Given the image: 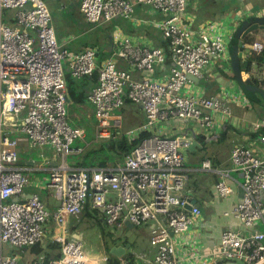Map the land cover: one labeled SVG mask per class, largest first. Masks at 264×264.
Masks as SVG:
<instances>
[{
    "label": "built area",
    "instance_id": "1",
    "mask_svg": "<svg viewBox=\"0 0 264 264\" xmlns=\"http://www.w3.org/2000/svg\"><path fill=\"white\" fill-rule=\"evenodd\" d=\"M187 4L80 0L88 22L126 19L156 28L165 42L136 39L117 26L110 55L98 63L97 46L72 51L58 41L44 0H0V264H18L27 248L47 240L58 244L59 255L47 259L38 254L26 264H108L107 254L86 250L83 240L66 234L64 216L78 217L86 205L118 229L126 220L150 223L152 253L130 251L132 264H264V229L253 228L264 223V157L239 143L225 164L192 157L189 146L197 132H212L230 117V99L222 93L198 96L192 85L189 92L181 91L189 76H201L213 58L230 61L236 22L208 19L194 26ZM144 5L151 7V19L144 16ZM6 9L11 13L4 21ZM239 45L243 57H251L245 72L264 90V59L253 57L264 50V41L240 39ZM95 69L97 82L85 99L94 117L93 140L147 135L119 159L70 160L83 151L79 142L87 144V128L69 122L67 75L81 80ZM127 100L142 105L145 120L122 131L121 109ZM240 100L248 103L244 94ZM175 118L192 122V134L167 133L166 122ZM253 128L264 144V114ZM38 147L51 156L21 159V150ZM33 168L46 176L39 188L56 199L54 209L37 193L19 199L32 184ZM215 172L226 177L213 182L215 196L227 197L240 187L241 198L222 214L247 230L224 227L218 241L207 246L191 238L198 230L194 224L201 218L200 205L187 209L185 204L195 198L188 182ZM4 246L19 252L5 254Z\"/></svg>",
    "mask_w": 264,
    "mask_h": 264
},
{
    "label": "crops",
    "instance_id": "2",
    "mask_svg": "<svg viewBox=\"0 0 264 264\" xmlns=\"http://www.w3.org/2000/svg\"><path fill=\"white\" fill-rule=\"evenodd\" d=\"M228 5L229 4L227 0H188L187 13L193 17L194 26H197L198 24H200L201 22L205 20L218 19L217 15L224 8L228 7ZM245 19H247V17H243L239 21L234 20L232 22H226L224 21V19H218V20L224 22L225 24L236 22L235 27L237 29L242 24L243 20ZM133 26L136 28L137 27L138 28H144V27L154 28L152 26L143 25V24L133 25ZM140 30H137V32H134V33L127 32V31L125 32L129 33L136 39L138 38L141 40H146L148 42L152 41L153 44L155 45H163L162 43H160V40L162 39L160 38L157 39L152 35L141 32ZM243 31H244V28H243ZM245 36L248 37L247 38L248 40H245L246 42L251 43L257 40L264 41V32H261V30L259 29L252 30L246 33L245 35L242 34L240 39H243V37ZM249 39H252V40L249 41ZM234 46H237V57H238L237 62L233 61V56H232V50L234 49ZM242 51L243 49L239 45V41H238V44H235V45H232L230 41L229 43L230 61H226L225 59H220V58L219 59L213 58V61H212L213 64L210 67H207V68L204 67L202 69L201 76H198L202 80L204 79V83L200 87V89L203 92V95L210 96V95L222 93V94H227L228 98L230 99L229 101L230 107H231L230 117L226 120H223L220 123L219 128H217L216 130H213L212 132H208V133H203L202 131L197 132L196 137H197V140L201 143V147L197 148L195 151H192V154H194V153H197L198 150L204 147H207L209 150V153H203L202 154L203 157H200V158H209L215 164H225L227 162L229 155H230L231 148L235 143L251 145V148L256 154L264 157V144L260 143L257 140L258 130L256 131L253 128L254 123L264 114V98L258 92H251L250 90L246 89V86H248V84L245 83L241 72L246 71L247 67L250 66L251 57L245 59L242 55ZM194 79L195 78L190 77V80H194ZM250 80L252 81L253 85L257 86V83L254 82L252 78H250ZM82 85L85 86L86 89L82 88ZM93 85L95 84L91 83L89 78H87L83 84L80 83V86H81L80 89L82 88V92L78 95V98L76 99L75 102L83 110L86 106H88L85 100L87 91ZM192 86L194 87V84ZM242 94H244L247 97L248 103H243L240 100V96H242ZM126 105L127 106L131 105L130 108H127L128 111L126 112H135L137 114L139 113V116H140V117L138 116V118H136L134 122H131L130 120V122L134 124L132 125V127L141 124L145 120V115H144L142 106L140 104L133 103L130 101H126L124 106ZM124 106L122 107V109L124 108ZM88 112H89L88 116L92 117V113H91L92 111H88ZM75 117H76L75 118L76 121L83 120L78 115H76ZM166 123H167V126H166L167 133L169 134H179V133L192 134L193 128L191 125L193 124L189 120L187 121V120L175 118ZM92 126L93 124L92 125L88 124V127L86 126V128L92 129ZM198 136L202 137V139H199ZM29 158L21 157L22 160H28ZM31 170H30L31 179H32V176L35 174H43V173H40L41 171L37 170L36 168H33ZM220 178H226V177L220 172H215L213 174L204 173L200 175L198 179H196L197 181H200L202 183V188L198 190V193L201 195L203 199V203H201V201L198 200V198L194 196L196 198V203L199 204L201 208V218L196 222V224H194V227H197L198 230L194 231L196 232L194 233L196 235V238L193 240H196V243L198 244L207 245V246L214 245L219 239L221 230L227 226L228 227L230 226L238 227V228L240 227V229H242L243 231L247 230V228H244L243 226L239 225V221L236 218L231 217V216H225L222 214L223 210L229 209L234 203H236V201H238L241 198V189L239 186H235L234 192L231 193L227 197H218V196L213 195L211 192V190H213V182ZM196 180H193V181H196ZM33 188H34L33 183L27 185L24 192L19 196V199L22 197L29 196V194L37 193L35 190H33ZM45 192H46L45 198H42L41 196L39 197L47 203L50 209H54L57 205L56 199L53 196H51L47 191ZM263 197H264V193H263ZM212 203H213L214 209L209 210V206L212 205ZM90 208L91 207L89 205H86L78 217L69 216V215L64 216L63 225L66 228V234L69 238H72V239L78 238L84 241L83 229L80 228L79 226H80V223L82 222L83 215L90 214L89 213ZM145 223L148 224V227L150 230V223L148 222H145ZM145 223H142V224H145ZM138 225H141V224L133 225L132 227V232L134 234V237H133V242L131 244L135 243L137 240L138 230L136 229V227ZM114 228L115 227H113V229ZM253 228L263 230L264 223L262 222L256 223L253 225ZM115 230L117 231V232H114L115 236L122 238L124 243H127L128 236H126V232L128 231V226L124 224L121 229L115 228ZM41 243H43L46 246V241L44 242L41 241ZM84 245H85L86 250L100 251L97 248H87L85 241H84ZM120 245H125V244H120ZM35 248L39 249L38 246H36ZM133 249H130V250L128 249L126 253L122 255L121 257H119L118 259L123 263L126 262L127 261L126 258L129 257L128 256L129 252L133 251ZM39 250L41 251V249ZM8 251L12 252L14 250H8ZM26 251H28V249H26L24 253H26ZM48 251L49 253L54 254L53 250H48ZM134 251H145L151 254L152 246L149 243V238H148V242L146 246L143 249L134 250ZM31 252L32 251L28 253H31ZM43 252L38 253V254H45ZM35 253L33 256L38 255ZM29 259L30 257L26 260V262ZM186 264H194V262H190L187 260Z\"/></svg>",
    "mask_w": 264,
    "mask_h": 264
},
{
    "label": "rangeland",
    "instance_id": "3",
    "mask_svg": "<svg viewBox=\"0 0 264 264\" xmlns=\"http://www.w3.org/2000/svg\"><path fill=\"white\" fill-rule=\"evenodd\" d=\"M50 10L51 21L50 24L54 28L55 35L58 41L64 44L72 51H79L84 49L87 46H97L99 49L97 55V62H101L102 59L107 57V54L103 53V45L107 42V40L111 37L113 31L117 26L122 28L125 31V25L129 23L126 19L118 18L113 19L111 21H98L95 23L88 22L81 11L79 10V2L80 0H44ZM228 7L224 8L218 15V19H224L226 22L239 21L243 17H249L252 15L262 16L264 12V0H227ZM144 16L148 19H151L153 13H151V7L148 5L143 6ZM222 13V14H221ZM261 32H264V28H258ZM211 60L206 66L210 67L213 62ZM204 79L202 80L199 77H195L194 80H189L181 89L182 92H189L190 85L194 84L195 93L198 96H202L203 92L200 87L203 85ZM131 105H126L121 110L123 120H122V131L131 128V122H134L136 118H138L139 113L135 112H126L127 108H130ZM68 112H69V122L72 125H79L81 123L85 124L88 127V124L92 125L94 122V117L88 116V111H91L90 106H86L83 109L79 107V105L75 102V100H71L68 103ZM80 116L83 120H75V116ZM140 117V116H139ZM131 120V122H130ZM135 127V126H133ZM90 140V137L86 138ZM23 147V146H22ZM19 153L22 158L31 157L33 160H42L45 158H49L51 156V152H49L46 148L41 149L40 147L34 148L31 151L21 150ZM43 154L40 155V154ZM203 153H209L207 147H204L198 150L197 153L192 154V157H203ZM81 155H70V160L82 159ZM46 176L44 174H35L32 176V183L34 185L33 190H35L39 196L42 198L46 197V192L39 188V184L45 181ZM189 185L195 190L193 192L194 196L198 198V200L203 203V199L201 195L198 193V190L202 188V183L200 181H191ZM206 190V189H205ZM212 194L214 191L211 190ZM214 209L213 203L209 206V210ZM89 215L84 214L82 217V222L80 223V228L83 229V238L87 248H97L103 254H107L109 257L115 260H119V256L112 254L109 252V240L113 243V245L126 244L123 239L115 236L114 232H117L115 228L104 220H102V214L98 209H89ZM138 230V237L135 243L131 244L128 248L133 250H141L143 249L149 238L150 230L148 224H141L136 227ZM186 238V236H185ZM191 238H196V235L193 233ZM39 248L41 249L38 253H45V245L43 243L40 244ZM8 250L18 251L19 249L12 246L8 248L4 246V253L7 254ZM32 255V253H22V258L19 260L18 264H26V260Z\"/></svg>",
    "mask_w": 264,
    "mask_h": 264
},
{
    "label": "trees",
    "instance_id": "4",
    "mask_svg": "<svg viewBox=\"0 0 264 264\" xmlns=\"http://www.w3.org/2000/svg\"><path fill=\"white\" fill-rule=\"evenodd\" d=\"M3 13H4V21H6L5 17L10 15L11 10L6 9V10H4ZM248 18L251 19L252 17L249 16ZM90 23H92V22H90ZM137 30H140L141 32L152 35L157 39L160 38V39H162V40H160V43L165 44V42H163V37H162L160 31L157 29L145 28V27L144 28H138V27L136 28L133 25H131L130 23H127V25H125V31H127V32L134 33V32H137ZM242 32H243V27L241 24L236 29V31L234 32V35H233L232 40H231L232 45L238 44V41L241 38ZM247 38L248 37L245 36V37H243V40H248ZM251 40L252 39H249V41H251ZM110 44H111V37L107 40L106 43H104L103 49H102L103 53L107 54V56L110 55V51H109ZM253 57L258 61L263 60L264 59V50H262L260 53H254ZM87 78H89L91 83L95 84L97 82V69L94 70V72L92 73L91 76L85 77L81 80H76L68 74L67 86H68L70 100L76 101V99L78 98V95L82 92V88H85V86L82 85V88L80 89V87H81L80 83L83 84ZM81 101H83V100H81ZM68 114H69V112H68ZM146 135H147V133H141L137 138H134L133 140H129L127 135H125V133H122L120 135V137L118 139H115V140L95 141V140H93L92 129L87 128V137L86 138L90 137V140L85 139L87 144H85L83 142L78 143V144L83 146V151L80 152L78 155H81L83 158L88 157V158H90V160H115V159H119V158H122L125 154L129 153V151L137 143H139L142 140V138ZM198 138L202 139V137H200V136H198ZM36 246L39 247V245L35 244V245L27 248L28 251H26V253L32 251L31 252L32 255L30 256L29 260H31L34 257L33 255L35 252H36L35 254H38V252H40V250H39L40 248L36 249L35 248ZM45 247H46L45 248L46 250L45 249L44 250H45V256L47 259L50 257H55V256L59 255L58 244L56 242H52L51 240H47ZM48 250H53L54 254L49 253ZM126 260L127 261L124 262L125 264H132V262L129 260V258H126ZM107 262H108V264H124L120 260H115V259H112L111 257L108 258Z\"/></svg>",
    "mask_w": 264,
    "mask_h": 264
},
{
    "label": "water",
    "instance_id": "5",
    "mask_svg": "<svg viewBox=\"0 0 264 264\" xmlns=\"http://www.w3.org/2000/svg\"><path fill=\"white\" fill-rule=\"evenodd\" d=\"M252 17L251 19H249L247 17V19L243 20L242 22V27L244 28L243 31V35H245L246 33L258 29V28H264V15L262 16H255L252 15L250 16ZM232 56H233V61L237 62L238 61V57H237V46H234V49L232 50ZM242 73V77L245 81V83L248 84V86H246V89L250 90L251 92H258L262 95V97L264 98V90L258 86H255L252 84V81L250 80V78L248 77V74L244 71L241 72ZM191 78H193V76H189ZM141 105V104H140ZM142 106V105H141ZM201 147V143L197 140L196 137H194V139L192 140L189 149L191 151H195L197 148ZM31 194H29L30 196ZM16 199V198H15ZM196 202V198H191L186 204L185 207L187 209H191L192 204ZM125 225L128 226V231L126 232V236H128L127 238V243L125 245H113V243L109 240V252L112 254H115L119 257H121L122 255H124L126 253V251L128 250V248L130 247V244L133 242V237L134 234L132 232V227L133 224L131 222H129L128 220L125 221ZM41 241L37 243V245H40Z\"/></svg>",
    "mask_w": 264,
    "mask_h": 264
}]
</instances>
